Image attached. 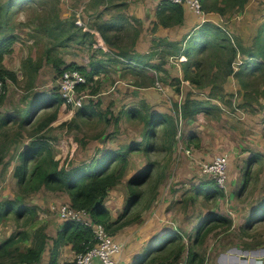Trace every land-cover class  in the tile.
Listing matches in <instances>:
<instances>
[{
	"label": "rangeland",
	"instance_id": "1",
	"mask_svg": "<svg viewBox=\"0 0 264 264\" xmlns=\"http://www.w3.org/2000/svg\"><path fill=\"white\" fill-rule=\"evenodd\" d=\"M106 1L102 3L101 0H71L61 7L58 0H44L43 2L28 4L22 9L12 6V14L9 18L0 17V26L2 21L6 25V30L3 33L15 36V40L9 46L10 52L5 54L1 64L15 73L17 77V80L9 86H7V79H1L3 89L0 96L4 94L6 88L10 90V97L1 109L4 112L21 113L26 108L27 97L31 93L28 89L31 73L35 78L39 74L34 85V89L38 92H59L58 80L60 75L50 63L43 59L46 49L53 48L54 55L65 60L66 64L75 61V63L89 64V67L91 66L90 63L93 62L92 59H96L97 54H100L99 56L103 58L101 63L105 66L102 71L107 70L104 75H101H108L109 78H94L90 82L87 80L85 84L87 86L81 89L88 95L86 104L90 102L99 103L95 109L100 114L90 118L81 117L77 115V109L71 108L68 115L52 124V126L47 127L44 131L53 138L56 153L65 149L66 142L76 141L75 161L86 159L91 157L101 145H104L102 148L106 149L107 146L114 147L111 144L124 140L126 136L124 131L120 133L121 127L122 129H135L137 134L133 135L132 138L143 140L144 136L140 134L144 125L143 121L140 117L129 120L127 109L141 108L144 102L150 104L154 112L170 114L177 125V134L173 142L172 139H169V136H163V130L160 127L157 132L156 150L148 154L137 152L134 158L136 163L128 164L127 176H124L121 182L109 190L105 203L107 202L112 208L113 217H115L112 220L118 219L117 223H119V225L112 227L109 232L117 238L127 240L135 234V231L130 230L131 228L140 230V226H144L148 220L152 219L166 224V228L172 233L180 231L184 234H191L187 235V237H190L188 241L185 239V249L187 246L189 249L200 218L209 215L211 212H217L228 216L232 222H209L211 224L205 231L206 238H203V242L197 245L198 249L205 253L204 258L199 259L200 264H244L243 260L246 257L247 259L252 256L264 258L261 251L264 249V220L256 222L249 229H244L248 223V212H253L264 200V82H262L264 79H258L262 83L252 84V89L257 92L250 88L252 104L242 108L238 105L245 103V99L238 80L234 75L229 76L224 90V92H227L225 100L228 103L214 101L217 104L221 103V112L217 113L218 118L199 115L196 120L186 122L182 120L180 113L176 110V104L179 108V104L181 105L184 102L183 96L187 95L189 91L193 92L195 98L207 100L210 90L209 87L202 90L199 88V90L192 87L189 81H184L181 62L187 58L168 56L165 57V60L170 66L169 76L165 77L163 73H155L154 70L146 69L145 71L153 73L154 78L159 79L156 84L146 90L139 86V88L134 87L136 92L132 93L131 99L129 97L120 99V93L123 94L126 91L116 92L118 89V84L115 83L116 78L125 79L126 84L136 86L137 82L141 81L139 79L143 80L145 76V73L134 74L137 78L132 82L127 77V73H131V71L128 72L127 68L124 69L125 71L123 69L117 70L113 63L119 61L123 65H128V68L135 66L139 72V67L127 59L135 56L134 50L131 48L133 36L131 34L135 32L133 27L125 25L121 30L115 31L116 34L110 33L112 42L106 43L105 50L99 48L100 45L105 44L103 40L98 41L92 48L75 42L68 44V41L60 45L62 43L58 40L59 37L49 36L45 31L44 33H37L33 27L34 23H40L42 27L49 26L53 28L56 24L68 25L74 21L78 27L90 30L112 16L123 14L121 11H129L128 5L136 3L134 2L136 0ZM7 2L6 0H0V7L4 5L6 7ZM224 2L225 0H218L217 3L218 6H227L225 8L227 13L223 17L217 14V18H221L222 21L214 22L228 30V34L231 35L233 42L238 47V54L233 63L236 71L244 62L248 51L252 50V43L243 42L244 39L238 34L239 30L241 32L243 28L245 29L244 26L242 28L243 19L236 21L235 32L230 30L227 22L236 15L240 16L245 10H240L241 8L234 6L231 1ZM245 8L251 15L250 18L243 20L245 26L248 24L256 25L261 20V15L264 16V0H250ZM64 9L71 13L70 16L64 19L66 23L60 22L57 17L59 12ZM99 12L100 14H98ZM21 24L31 28L28 34L23 31L24 29H21ZM2 31L3 29L0 30V37H2ZM114 34L116 36L113 37ZM252 36V34L245 36L246 42H252ZM125 54H128V56L125 57ZM156 55L155 59L158 63L161 61L158 57L163 58L164 55ZM29 59L32 60L31 64L33 66L40 67V72L30 71V63L27 61ZM216 62V58L211 60L214 65L211 70L212 74L219 71L217 65H215ZM121 73H124V77ZM162 78H166L167 82ZM130 79H133V77ZM143 82H148V80ZM177 87L180 88V91L177 90ZM129 93L130 91H127L124 94ZM106 118H110V122H107ZM63 122L73 125V130H70L67 126H61L60 124ZM31 132L29 129L22 128L18 123H11L0 129V200L16 198L18 195L25 193L22 203L32 207V212H28L20 218L15 219L12 215V218L4 219L6 223L1 224L4 220L0 222V231H5L4 236L14 231L31 232L32 234L34 231L32 226L39 220L40 216L49 217L51 214H57L56 211L53 213L49 209L44 199V196L48 195L47 199L50 202L49 196L54 192L43 189L35 193H23V188L18 185L17 178L13 175L19 162L20 149L29 142ZM189 133L198 134L202 146H194L195 143L188 139ZM78 142L80 145H78ZM187 147H191L190 153L185 151ZM222 152L227 153L231 159L226 188L216 184L215 179L203 170L205 162L210 161L216 154ZM255 156V160L247 163L249 157ZM148 164L151 165L148 178L141 184L132 185V187L129 184L130 180L139 173H144L143 169H146ZM249 166L251 178L243 190L244 172ZM204 184L208 185L206 189L217 187L221 192L213 198L206 199L202 194L203 191H198ZM133 189L140 190L141 194L134 204H130V194ZM198 192L201 193L200 198L193 201L192 196L195 197ZM123 196H125L124 200ZM164 203H167V205ZM128 204L130 205L128 206ZM135 223L137 225L131 227ZM214 224L217 225L211 227ZM186 229L187 231H185ZM143 239L142 234L141 240ZM28 243L29 240H24L20 242L19 246L26 248L29 246ZM181 243V240L178 242L169 241L167 245L164 244V248L163 244H159L160 247L159 245L155 246L159 247L158 249H153L155 243L153 245L152 242L148 243L141 248L140 242L131 241L124 250L123 255L129 257V252L134 251L137 253L141 249L140 256H143L150 249H153V252L155 250L161 252V254L164 253L160 256L157 252L150 257L151 259L155 257L153 258V261H156L155 264H180L183 259H185V264H189L187 249L184 250L183 257L178 259L173 258L172 255L167 256L169 251L175 253L176 249H182ZM172 248L173 250H171ZM244 250H248V252L258 250L259 253L254 255L250 251L247 254ZM115 256L116 254H113V257ZM131 256H133L132 253Z\"/></svg>",
	"mask_w": 264,
	"mask_h": 264
},
{
	"label": "trees",
	"instance_id": "2",
	"mask_svg": "<svg viewBox=\"0 0 264 264\" xmlns=\"http://www.w3.org/2000/svg\"><path fill=\"white\" fill-rule=\"evenodd\" d=\"M228 1H231L234 6L241 8L240 10H244L250 0H225L226 3ZM101 2L107 1L101 0ZM201 2L203 11L207 13H218L222 17L227 13V9H225L227 6H218V0H201ZM12 5V0H9L6 7L5 5L0 7V11L7 12L11 9ZM157 11L159 24L162 26L172 27L184 23L185 9L183 4L163 1ZM127 20L122 14L112 16L94 27V30L82 29L73 21L68 25L56 24L53 28L47 26L45 33H48L49 36L59 37L58 40L62 43L60 45H63L67 41L68 43L73 41L80 44L89 42V46L93 47L101 40L105 43L112 42V35L110 33H115V31L121 30L125 25H128ZM135 21L137 20L135 19ZM138 33L139 28L135 30L134 38L137 37ZM115 34L113 37L116 36ZM186 38L187 36L182 41L154 40L153 49L148 54H138L135 52V56L128 57L127 59L131 60L132 64L139 67L138 72L135 66H130L131 73L133 75L145 73V76H147V78L144 76L143 80L137 82V86H154L156 81L159 80L158 78H154L153 73L150 71H145L146 69L154 70L155 73H163L165 77L169 76V70L165 68V64H167L165 57H185L187 59L181 62L184 81H189L192 87L200 88L201 90L209 87L210 92L206 98L207 100H202L201 98H195L193 92L189 91L185 96L183 104H179V108L176 104V110L180 113L179 115L182 117V120L186 122L194 121L199 115L218 118L217 113L221 112L220 104L227 102L225 100L227 92H224V90L228 77L231 75H234L238 80L240 90L245 99V103L238 105V107L244 108L251 105L252 100L250 96L252 95L249 90L250 88L252 89V84L264 82V80L262 82L258 80L264 79V22L259 27L257 35L253 38L252 47L250 46L252 50L248 51L244 62L236 71L234 70L233 63L238 54V47L224 26L216 24L212 20L206 21L187 40ZM14 40L15 36L11 34L2 33V37H0V79H7V86H9V82H15L17 77L15 73L5 68L1 63L5 54L10 52L9 46ZM243 45L245 44L243 43ZM156 54L164 55L163 58L158 57V59H161L158 63L154 62V60L157 61L155 59ZM127 56L128 54H125V57ZM214 58H216L217 62L215 65H217L219 71L212 74L211 70L214 65L211 63V60ZM43 59L52 64L58 75H61L66 69H77L89 82L93 81L95 76L104 69L100 66L101 61L96 60L90 63V67L77 66L75 63L66 64L62 58L54 55L53 48L46 49ZM27 61L30 63V71L33 70L37 73L40 67L37 65L33 66L31 59ZM37 77H33L31 73L30 82L28 83L29 92L33 91ZM163 79L167 82L166 78ZM145 80H148V82L144 83L143 81ZM86 86H81V89ZM177 90L180 91V88L177 87ZM8 92V88H6L4 94L0 96V129L11 123H18L22 128L32 131L29 142L20 149L19 162L13 174L17 178L18 185L23 188V193H35L42 189L65 191L70 195L73 206L89 209L93 217L97 221L102 222L108 230L119 225V223H117L118 219L112 220L113 217L105 203V198L108 196L109 190L124 178L129 164L130 153L144 152L148 154L155 151L157 148V132L160 127H162L163 136H169L172 142L177 134V125L170 114L153 112L150 106L144 102L141 108L127 109L129 120H135V118L140 117L143 121L144 125L141 132L144 136L143 140L132 139L126 150H123L122 147H106V149L99 147L91 157L76 162L74 159L76 141L66 142L65 149L62 152L56 153L54 151L53 138L44 131L47 127L52 126V124L70 113L71 107L65 103L60 93L37 94L34 96L35 98H31V93L27 97L29 102L26 109H23L21 113H9L1 109L6 103ZM214 101L221 103L217 104ZM98 105V102L85 104L83 107L77 109V115L89 118L94 117L100 114L95 109ZM106 120L110 122V118H106ZM60 125L67 126L70 130L74 128L68 122H63ZM136 133L137 131L134 130L133 134L135 135ZM199 138L200 136L195 133H189L188 135V139L197 144V146H201ZM78 145H80L79 142ZM254 158L256 159V156L249 157L247 163L255 160ZM143 170L144 173H139L130 180L129 184L131 186L139 185L148 178L151 165L148 164L146 169L144 168ZM244 173L245 178L242 189L246 187L248 180L251 178L250 166ZM206 187L208 185L204 184L198 190L203 191L202 194H204L206 199L216 196L221 192L217 187L213 189H206ZM140 194V190L133 189L130 194V204H134L139 199ZM25 195L24 193L23 195H18L16 198L0 200V222L4 219L12 218V215L17 219L28 212H32V207L22 203ZM192 200H194L193 196ZM249 214L247 215L248 223L245 228L243 227L244 229L250 228L254 221L264 216V200ZM215 221L232 222L228 216L217 212H211L209 215L201 217L196 228V234L191 239L192 245L189 249L188 246L186 248L188 250L189 264H193L194 262L200 264L199 259L204 258V253L198 249L197 245L203 242V238H206L207 234L205 231L211 224L209 222ZM216 225L214 224L211 227ZM168 234L170 242H178L179 240L182 242L181 246L183 248L176 249L173 257L178 259L185 252L186 241L190 237L185 236L180 231L173 233L169 231ZM30 238L31 243L28 247L22 248L19 246L21 241H27ZM48 239L49 234L44 225L35 227L32 234L31 232L14 231L0 242V264H40L48 245ZM63 242H71L76 252H83L87 246L94 242V239L89 228L76 221H65L57 238H55L49 264H74V261L58 262V247ZM145 256H148V254Z\"/></svg>",
	"mask_w": 264,
	"mask_h": 264
},
{
	"label": "crops",
	"instance_id": "3",
	"mask_svg": "<svg viewBox=\"0 0 264 264\" xmlns=\"http://www.w3.org/2000/svg\"><path fill=\"white\" fill-rule=\"evenodd\" d=\"M6 1H9V0H6ZM43 1L44 0H12V3H13L12 6L18 7V9L19 8L22 9V8H24V6H26L28 4H33V3L43 2ZM58 1L60 2V6L62 7V5L64 3H69V1H71V0H58ZM134 2H136V3H132V4L128 5L129 11H127V12L121 11V13H123L122 15H124L128 19V21H127L128 25L133 27L134 31L137 28H139V33L137 34L136 38H134L135 32H133L131 34V35H133L132 36V44H134L133 46H131V48L134 50V52H133L134 54H135V52L138 53V54L139 53L140 54H148L149 51L151 52V50L153 49L154 40L165 39V40H168V41H182V40H184L185 36H187V38H186V40H187L189 38V36L192 35L193 32L196 31L204 22L210 21V20H213L215 22L216 21L218 22V20L222 21L221 18L220 19L217 18L218 15H219L218 13H213V12H210V13L206 12L205 13V12H203L201 14H197L188 5H184L185 17H184V23L182 25L172 26V27L162 26V25L159 24V21H158V18H157V12H158L157 10L159 9V5H160L158 0H136ZM244 10L245 11H243V14H241L240 16L236 15L234 18H232L229 21H227L230 30H232L233 32H235V28H236V25H237L236 24L237 20H240V19L244 20L246 18H250L251 15L249 14V11L246 10V8ZM11 14H12V7L7 12L0 11V17L5 16V17L9 18V16ZM98 14H100V12ZM70 15H71V13L69 11H67V9H64L63 11L59 12V15L57 17L60 19V22L64 23L65 22L64 19L67 18ZM261 16H262L261 20L256 25L248 24L247 26H245L244 25L245 21L242 20V28L244 26L245 29L243 28V30L241 32L239 30L238 34L241 35V37L244 39L243 42H245V43H252L253 42V38L255 37V35H257L259 27L264 22V16L263 15H261ZM135 19L139 23L138 22L136 23ZM20 26H21V29H24L23 31L26 32V34L29 33L28 31H30V29H31L30 27H26V25H24V24H21ZM33 27L35 28L34 31H36L37 33H44V31L46 30L47 26H43L42 27L40 23H38V24L34 23ZM2 29H3V31L1 33H3L4 30H6V25L3 24V21H2V24L0 26V30H2ZM90 30H94V29H90ZM250 34L253 35L251 37L252 38V42H250V41L246 42L245 36H250ZM241 37H239V38L241 39ZM72 42L73 41H70L68 44H70ZM185 43H186V41H185ZM105 45H106V43L103 44V45H100L99 48H101L102 50H105ZM84 46L88 47L89 46V42L85 43ZM99 55L100 54H97L96 59H92V60L93 61H95V60L96 61H101L103 58L100 57ZM71 61H73V60H71ZM89 61H91V60H89ZM154 61L156 62V60H154ZM73 62L75 63V61H73ZM113 63L115 64L114 67H116L117 70H119V69H121V70L123 69L124 70L125 68H127V71L130 72L129 71L130 69L128 68L129 67L128 65H123L122 62H119V61H115ZM75 64L77 66H88L89 65V64H86V63L83 64V63H80V62L75 63ZM122 65H123V67H122ZM100 66H101V68H105V66L102 63H100ZM168 67H169V69H168ZM165 68L170 70V66H168V64L165 65ZM40 70H39V72H40ZM106 72H107V70L100 71V73L95 76V79H99V78L108 79L109 78L108 75L103 76L104 73H106ZM101 74H103V75H101ZM121 74H122V77H124V75H123L124 73H121ZM19 77H20V75H19ZM127 77L132 82H134L136 80V78H137L132 73H127ZM131 77H133V79H130ZM116 79L117 80L115 81V83L118 84V87H117L118 89L117 90L115 89L116 92L119 93V91H126V92H123V94L120 93V96H119L120 99L128 98V97L131 99L132 96H133L132 93L136 92L134 89L135 88H139L137 86V84H136V86H137L136 87L135 85L126 84L125 83V79H123V80H122V78H116ZM36 80L37 79H35V82H36ZM139 80H142V79L140 78ZM9 84L12 85L13 83L9 82ZM34 88H33V91H31V93H32V97L31 98H33L37 94L38 95L39 94L46 95V94L49 93V92H38ZM141 88H143V90H146V89H150L151 86H149V87H141ZM8 91L9 92H8L6 101L10 97V90L8 89ZM127 91H130V93L125 95L124 93H127ZM185 96L186 95L183 96L184 99H185ZM27 101L29 102V100H27ZM28 102H27V105H28ZM148 106H150V104ZM150 108L154 112V110H153V108L151 106H150ZM125 109H127V108H125ZM158 113H163V112H158ZM134 130L132 128L122 129V127H121L120 133L124 131V135L126 136L125 139L124 140H120V141H118V143H113L111 145L114 146V148L122 147V148H124L123 150H126V147L129 146V144L131 143V141L133 139L132 136L134 135L133 134ZM140 134H142V133L140 132ZM127 137H129V138L127 139ZM103 146L104 145H101L100 147H103ZM194 146H197V144H195ZM185 149H190L191 150V147L190 148L187 147ZM136 153L137 152H131L130 153L129 164L130 163H136L135 160H134ZM222 153H225V152H222ZM218 154H220V153H218ZM230 162H231V159H230ZM229 166H230V164H229ZM127 171H128V167L126 169L125 176H127ZM51 192H54V193H52V195L49 196L50 199H51L50 202H48V199H47L48 195H45L44 199L46 201V204L49 206V209L53 213L55 211L51 207L52 204L59 203V202H69V203H71L70 195L67 192H65V191H51ZM200 194L201 193L198 192L196 194V196L193 197V199H194L193 201L198 200L200 198ZM213 197L214 196H211L210 198H213ZM122 198L124 200L125 196H123ZM164 204L167 205V203H164ZM106 205L110 209L112 217H113L114 213L112 211V208L108 205L107 202H106ZM248 214H249V212H248ZM55 215L51 214V216H49V217H41L40 216L38 218L39 220H37L32 226L33 228H35V227H37L39 225H44L46 227V230H47L48 234H49L48 245H47V247H46V249L44 251V255H43V258H42L40 264H49V261L51 259V252H52V250L54 248L55 238H57L59 231L62 229V227H63V225L65 223V221L61 220L57 214H55ZM114 218L115 217H113V219ZM262 220H264V216L260 217L256 221H254L252 223V227H253V225L256 224V222L262 221ZM2 223H6L5 220L3 222H1V224ZM136 225H137V223H135L131 227H135ZM3 226H2V228H3ZM130 230L131 231H135V234L132 235L130 238H127V240L123 239L125 241V245H124L123 250L120 251L119 253H117L116 256L114 257L115 264H155L156 261H153L150 257H152L153 254L157 253L158 251L154 250V252H153L152 250L154 248L158 249L160 247V245H162V244H163V248H164V246H165L164 244L167 245V242L170 241L169 240L170 236L168 234L169 230L166 228V224L162 223L161 221H155V220L150 219V220L147 221V223L144 226H140V230H138V228H136V229H132L131 228ZM185 231H187V229ZM4 232L5 231H0V242L3 241L5 238H7L9 235L12 234V232H11L7 236H4L3 235ZM142 234H143V237H144L143 240H141V235ZM188 234L189 233H185V235H188ZM189 235H191V234H189ZM120 236H122V235H120ZM184 240H185V238H184ZM131 241L140 242L141 248L144 247L145 245H147L148 243H151V242H152V245L154 243H155V245H153V247H152L153 249H150V251L147 252L148 256H145L146 253H145V255L140 256L141 253H142V250L140 249L137 253L134 252V251L129 252V257H127L125 254L123 255V253H124V250L126 249V247L128 246L129 242H131ZM30 243H31V238L29 239V243L28 244H30ZM157 245H159V247H155ZM237 250H241V249H237ZM244 251L248 252V250H244ZM250 251H252L251 253L254 254V255L257 254V253H253V251H256V250H250ZM250 251L248 253H250ZM162 252H164V251H162ZM131 253L133 254V256L130 257ZM76 254H77V252L73 248V244L71 242H63L58 247V252H57L58 262L59 263H63V262H67V261L73 262V261H75ZM158 254H160V256H161L164 253L161 254V252H158ZM169 255H172L174 257L175 253L174 252L170 253V251H169L167 256H169ZM183 255H184V253L180 257H183ZM167 256H165V257H167ZM204 256H205V253H204ZM252 257H250V259ZM250 259H248V261ZM91 264H104V263H103V261L100 258L96 257L95 259H93ZM193 264H197V262L196 263L194 262Z\"/></svg>",
	"mask_w": 264,
	"mask_h": 264
},
{
	"label": "built area",
	"instance_id": "4",
	"mask_svg": "<svg viewBox=\"0 0 264 264\" xmlns=\"http://www.w3.org/2000/svg\"><path fill=\"white\" fill-rule=\"evenodd\" d=\"M169 1L175 4L188 5L197 14L203 13L201 0H158ZM183 59L185 57H182ZM87 83L86 77L77 69L64 70L58 80L59 93L62 99L71 108L79 109L86 104V95L81 86ZM3 89V82L0 79V92ZM190 153V149H185ZM230 156L227 153L215 155L210 161L203 164L204 172L215 179L216 183L226 188L228 181V168ZM52 209L57 212L59 218L63 221H76L86 228H89L93 234L94 242L87 246L83 252H77L74 264H91L96 257L100 258L104 264H115L113 254L123 250L125 241L115 237L109 232L107 227L100 221H97L85 207H75L69 202H59L52 204ZM185 264V259L180 261Z\"/></svg>",
	"mask_w": 264,
	"mask_h": 264
},
{
	"label": "water",
	"instance_id": "5",
	"mask_svg": "<svg viewBox=\"0 0 264 264\" xmlns=\"http://www.w3.org/2000/svg\"><path fill=\"white\" fill-rule=\"evenodd\" d=\"M262 251H263L262 253L264 254V249H262ZM258 252L259 251L256 250L253 253H258ZM245 253H248V252L246 251ZM243 262H244V264H263V258H255V257H253L252 259L249 260V263H248V259L246 257V258H244Z\"/></svg>",
	"mask_w": 264,
	"mask_h": 264
}]
</instances>
